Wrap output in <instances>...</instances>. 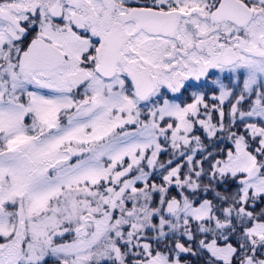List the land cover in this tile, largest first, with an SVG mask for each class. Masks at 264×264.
<instances>
[{
    "label": "snow or ice",
    "instance_id": "snow-or-ice-1",
    "mask_svg": "<svg viewBox=\"0 0 264 264\" xmlns=\"http://www.w3.org/2000/svg\"><path fill=\"white\" fill-rule=\"evenodd\" d=\"M0 264H264V0H0Z\"/></svg>",
    "mask_w": 264,
    "mask_h": 264
}]
</instances>
